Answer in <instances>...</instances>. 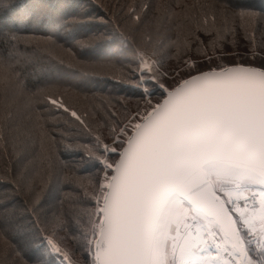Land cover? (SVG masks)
Listing matches in <instances>:
<instances>
[{
    "label": "snow or ice",
    "instance_id": "obj_1",
    "mask_svg": "<svg viewBox=\"0 0 264 264\" xmlns=\"http://www.w3.org/2000/svg\"><path fill=\"white\" fill-rule=\"evenodd\" d=\"M176 7L191 20L182 29L183 41L169 44L176 48L177 64L161 71L162 59L135 49L139 67L131 87L145 98L143 107L138 104L121 119L103 105L95 113L81 112L64 93L44 97L45 109L66 114L65 124L88 134H93L90 121L99 115L115 145L93 135L102 155L82 146L102 167L103 178L95 192L85 189L91 208L52 214L51 235L41 227L43 196L36 187L50 183L52 155L42 147L23 166L31 185L28 212L48 251L67 264L72 262L65 241L82 249L88 264H264V66L200 69L202 62L229 55L224 46L234 43L229 37L238 32L255 46L254 25L264 13L231 6L229 0H205L195 10ZM169 14L177 15L174 9ZM124 42L134 43L130 37ZM200 55L203 61L194 58ZM181 56H187L182 64ZM166 79L175 83L169 86ZM155 89L162 99L154 103ZM44 116L29 114L26 124L19 123L13 112L0 108L3 150L6 131L13 143L27 148L34 131L43 129ZM110 154L118 159L109 162ZM58 231L64 236L57 238ZM27 255L15 234L0 228V264H28Z\"/></svg>",
    "mask_w": 264,
    "mask_h": 264
},
{
    "label": "trees",
    "instance_id": "obj_2",
    "mask_svg": "<svg viewBox=\"0 0 264 264\" xmlns=\"http://www.w3.org/2000/svg\"><path fill=\"white\" fill-rule=\"evenodd\" d=\"M81 2L87 9L76 8ZM205 0H0V108L13 112L19 123H27L29 114L45 113L43 129L37 128L27 148L13 143L11 133L6 131L7 151L0 142V203L3 211L9 212V219L0 220V228L15 234L19 246L27 252L28 264H61L42 241L34 216L29 214L30 182L22 175L23 166L41 150L50 151L51 180L36 187L43 196L40 214L41 227L51 235L48 223L54 212H67L74 208H91L85 194L98 188L101 166L89 160L83 145L96 155H102L93 135H100L101 141L111 140L109 128L102 126L100 116L90 121L93 134H88L75 125L65 124L66 114L49 112L44 107L46 94L64 93V99L83 112H96L98 106H108L123 119L129 111H135L144 99L139 90L131 87L137 83L134 59L139 48L155 60L162 59L161 71H167L177 64L176 48L170 41H183L182 29L190 25L184 19L177 4L195 10ZM231 6L243 7L257 13H264V0H229ZM70 5L75 8H70ZM145 5H148L145 9ZM41 14H35L36 10ZM134 9L132 12L130 10ZM169 9L177 15L170 16ZM63 11V14H59ZM61 15L59 23L57 19ZM139 15L137 22L132 17ZM180 26V27H178ZM255 46L244 38L243 32L229 37L234 43L224 46V52L235 49L247 58L249 65L264 66V20L255 25ZM252 29H249L251 32ZM16 36V42L8 37ZM124 37L133 39L125 44ZM150 38V39H149ZM31 40L32 43H27ZM241 46V47H240ZM257 53L255 59L252 54ZM251 54V55H250ZM188 55H192L189 53ZM207 55H213L211 50ZM237 53L231 57L237 56ZM225 56V55H224ZM187 56H181L180 62ZM204 60V56H194ZM214 57L211 63L202 62L200 69L226 65L229 62ZM169 75L171 72L169 71ZM184 74L181 73V76ZM172 86L174 81H163ZM151 97L160 100L158 94ZM114 160L115 154L108 155ZM33 169L35 164L32 165ZM41 189H43L41 191ZM0 214H2V212ZM23 233L16 234V227ZM32 232L27 243L26 235ZM57 238L64 232L58 231ZM25 239H24V238ZM44 244L43 247L37 245ZM75 264H88L82 249L65 241Z\"/></svg>",
    "mask_w": 264,
    "mask_h": 264
},
{
    "label": "rangeland",
    "instance_id": "obj_3",
    "mask_svg": "<svg viewBox=\"0 0 264 264\" xmlns=\"http://www.w3.org/2000/svg\"><path fill=\"white\" fill-rule=\"evenodd\" d=\"M46 2H47V0H45ZM49 1V0H48ZM70 8H75V6H71L70 5ZM76 8H82V9H87L88 8V5L87 4H85L84 2H81ZM35 14H37V15H39V14H41V11H39L38 9L35 11ZM59 14H63V11L61 12V13H59ZM61 18V15L59 16V18L57 19V21L59 20ZM61 20H59L58 21V23L60 22ZM241 47V46H240ZM236 49V48H235ZM235 49H230V50H227V52L226 53H229V55H225V56H223V60H225L226 62H229V63H227L226 65H233V64H237V63H240V64H244V65H249V64H247V63H245V61L247 60V58H244V56L243 55H241L240 53H238V52H236V50ZM234 53H237L238 55L237 56H233V57H231V55L232 54H234ZM251 55V54H250ZM148 56L149 57H151V59H153V60H155L154 59V57H152V56H150L149 54H148ZM253 65V64H252ZM139 66V65H138ZM253 66H259V65H253ZM209 68H206V69H202V70H208ZM172 75V74H171ZM171 75H169V76H171ZM174 81V80H173ZM174 83H175V81H174ZM173 83V84H174ZM145 99V98H144ZM144 99L141 101V107H143V104H144ZM152 99V98H151ZM162 99V98H161ZM153 100V102L155 103V102H159V100H154V99H152ZM108 144L109 145H112V141L110 140L109 142H108ZM112 146H115V145H112ZM108 158V160H109V162H112V161H114V160H116L117 159V156H115V158H114V160H111L110 158H109V156L107 157ZM102 178H103V169H102V167H101V171H100V176H99V180H98V184H99V182L102 180ZM0 192H1V189H0ZM0 200H2V195H0ZM7 209V207H5V205H2V203H0V212L1 211H3L4 209ZM7 211V210H6ZM6 211H3L2 212V214H0V220L2 219V220H6V218L7 219H9V221H11V216L9 215L10 213L9 212H6ZM6 217V218H5ZM1 220V221H2ZM28 228L29 227H27V226H24V228H22V226H19V227H16L15 228V230L16 231H14L16 234H22L23 233V231H21V229H26V230H28ZM32 235V232L31 231H29V233H27V235L25 236L26 237V240H25V242L27 241V243L28 242H30L31 240L29 239V237ZM24 238V237H23ZM25 239V238H24ZM45 244H46V241H45ZM52 255H54L55 256V258L61 263V264H67V262L66 261H64V259H63V257L62 256H59V255H56L55 253H51ZM70 259H71V262H72V264H75L74 263V260H73V257L71 256V254H70Z\"/></svg>",
    "mask_w": 264,
    "mask_h": 264
},
{
    "label": "water",
    "instance_id": "obj_4",
    "mask_svg": "<svg viewBox=\"0 0 264 264\" xmlns=\"http://www.w3.org/2000/svg\"><path fill=\"white\" fill-rule=\"evenodd\" d=\"M117 159H118V156H117Z\"/></svg>",
    "mask_w": 264,
    "mask_h": 264
}]
</instances>
